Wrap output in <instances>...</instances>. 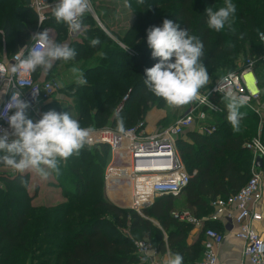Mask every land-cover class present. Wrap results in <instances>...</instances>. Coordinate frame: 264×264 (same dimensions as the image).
<instances>
[{"label": "trees", "instance_id": "1", "mask_svg": "<svg viewBox=\"0 0 264 264\" xmlns=\"http://www.w3.org/2000/svg\"><path fill=\"white\" fill-rule=\"evenodd\" d=\"M30 1L0 0V54L12 57L21 46L29 44L37 31L38 17L30 7ZM129 1L142 9H165L168 17L153 19V26H162L167 18L199 37L204 44L202 60L210 75L209 84L202 92L211 89L226 74L240 70L247 58H259L264 54V44L259 37L264 33V2L232 0L236 11L231 16V27L226 25L217 32L208 28L205 12L210 6L215 9L217 0ZM107 2L100 0L96 6L102 9L98 14L110 28V18L116 8ZM87 22L90 25H86L82 39L70 44L77 52L74 60L80 59L87 64L112 53L123 58V71L115 69L107 73L103 65L93 70H88L90 65L84 67L87 84H74L73 89L77 90L73 99L75 107L66 111L82 127L92 129L106 125L116 129L115 114L119 113L126 129L144 122L153 107H165L166 103L144 84L145 69L158 62L151 57L147 44L137 48V53L110 47L106 43L109 37L92 23L90 13L84 17V23ZM45 25L55 26L57 42L68 38L67 26L57 23L53 13ZM135 26L139 25L135 23ZM93 36L101 38L95 47L90 43L95 38ZM140 41L143 40L134 39L130 46L136 47ZM243 55L241 64L239 60ZM254 74L261 91L260 100L255 105H260L264 103L262 62L257 63ZM41 76V69H37L34 78L43 79ZM100 76L109 77L110 81L100 79ZM90 79L95 81L91 83ZM121 103V111H117ZM220 104L222 110L213 116L214 130L200 133L191 129L185 139L178 141L186 169L190 174L196 172L179 196L185 194L187 208L195 210L194 215L198 218H208L215 200L228 198L248 182L252 174L253 153L247 144L258 136L264 144V116H258L253 108L244 105L240 109L244 117L239 128L234 129L226 118V101L220 99ZM45 108L63 112L59 103H46L42 111ZM108 154V145H85L78 155L61 161L54 184L62 189L68 201L54 208L35 203L37 191L32 193L28 189V173L3 179L5 187L0 186V264H36L41 254H44L41 258H50L45 264H141L135 244L138 240L153 243L161 253H179L183 264H200L204 253V230L193 244H188L194 225L173 216L177 197H158L141 212L119 207L105 197L104 172ZM22 177L24 183H21ZM204 225L205 229L224 230L222 222L206 220ZM122 228H127L128 233Z\"/></svg>", "mask_w": 264, "mask_h": 264}, {"label": "built area", "instance_id": "2", "mask_svg": "<svg viewBox=\"0 0 264 264\" xmlns=\"http://www.w3.org/2000/svg\"><path fill=\"white\" fill-rule=\"evenodd\" d=\"M56 2L57 0L30 1V7L37 14L39 23L33 35L45 29V23L53 13L52 9ZM259 37L264 44V33H260ZM30 44L31 41L28 45ZM9 61H13V56ZM259 61L264 65V54L259 58H247L240 70L225 75L231 74V87L241 97L246 98L245 105L257 113H260V109L254 104L260 100L261 91L254 76V69ZM248 74H254L256 90L248 85L246 79ZM222 78L208 91L200 92L203 100L193 101L167 126L149 131L144 121L126 128V134L118 133L111 126L93 129L92 143L88 146L105 144L109 147V154L111 153L104 172V194L109 201L119 207L141 212L144 206L152 204L158 197L165 195L178 197L183 192L196 172L190 174L186 169L178 141L185 139L187 132L193 129L196 123L199 124L200 133H210L215 129L208 121L213 120L214 114L222 110L220 99H223V96L217 90V85L223 83ZM59 89L56 81L37 80L34 73L26 78H0V91L3 95L0 102V129L11 132L5 115L11 114L10 100L15 91L24 93L23 98L31 104L28 114L36 121L43 114L40 107L50 101ZM33 91H38L35 98L32 96ZM9 139L14 137L10 136ZM247 147L253 153L252 174L237 193L226 199L215 200L212 204L213 212L208 218H198L188 211L172 213L176 219L192 223L204 230V253L200 264H218L217 247L224 242L227 230L233 231L243 242L242 253L245 258L252 264H264V239L253 226L254 222L263 218L256 210V205L262 198L264 168L256 167L255 161L258 156L264 161V144L258 136L248 142ZM206 220L222 222L224 230L211 227L205 229ZM135 244L137 253L143 261L151 260L152 252L157 254V247L149 241L138 240Z\"/></svg>", "mask_w": 264, "mask_h": 264}, {"label": "clouds", "instance_id": "3", "mask_svg": "<svg viewBox=\"0 0 264 264\" xmlns=\"http://www.w3.org/2000/svg\"><path fill=\"white\" fill-rule=\"evenodd\" d=\"M89 9L90 0H57L52 12L57 23H63L69 32L75 33L86 27L84 17ZM235 11L232 0H225L224 5L216 10L212 6L207 7L208 28L217 32L226 25L230 28V17ZM33 40L35 43H32ZM90 43L95 47L100 40L93 38ZM147 46L151 49V57L158 60L145 69L144 84L154 96L171 107L204 99L200 90L209 84L210 75L202 60L204 44L198 36L166 18L162 26L147 29ZM76 56L74 48L67 42H56L45 28L31 37L30 45L21 46L13 54L14 62L7 59L0 62V78H26L37 69L47 73L58 60L67 62ZM71 71L78 86L87 84L79 68L73 67ZM230 76L222 78L223 83L217 85V90L226 101L228 122L238 129L244 117L240 109L247 100L233 90ZM23 95L15 91L10 100L11 114L5 115L11 132L0 129V164L17 173L34 172L47 179L52 173L59 174L61 161L78 155L85 145H91L93 129L82 127L68 111L48 110L34 121L28 115L31 104ZM37 95L38 91L32 92L33 98ZM115 115L116 131L126 134L124 119L119 117V113ZM10 136L14 139L10 140ZM24 182L22 177L21 183ZM169 257L164 264H183L179 253H169Z\"/></svg>", "mask_w": 264, "mask_h": 264}, {"label": "rangeland", "instance_id": "4", "mask_svg": "<svg viewBox=\"0 0 264 264\" xmlns=\"http://www.w3.org/2000/svg\"><path fill=\"white\" fill-rule=\"evenodd\" d=\"M98 1H100V0H90V9H89L88 13H90L93 16L94 22H92V23H95V25L97 27H99L103 31V33H105L109 37V40L106 43H109L110 47H119V48L124 49V50H126L128 48L126 51H128L130 53H137V50H136L137 48H141L145 44H147V29H149L150 27H152L154 25L153 19L159 18L161 20L162 17H165L167 15L165 13V9H163V8L148 7L147 9H142L138 5L132 4V2L129 0H119V2L116 0H114V1L105 0V1H108L107 3H110L111 6H114L116 8L114 16L112 15L113 17L110 18V21H112L111 23L114 24V27L112 29H110V28H107L105 26L104 21L101 19V17L98 14V12H102L101 11L102 9L98 8L96 6V3ZM217 1H218V3H217L214 10L223 6L225 3V0H217ZM248 1H251L252 3H255V2L263 3L264 2V0H248ZM232 3L235 4L234 1H232ZM122 6H123V8H121ZM118 7H120L119 10L117 9ZM118 11H119V14H118ZM166 17H168V16H166ZM169 18H170V15H169ZM231 19L232 18L230 17V20ZM135 23L138 24L139 26L136 27ZM84 24L90 25V22H87ZM51 27L54 29V31H56L54 25H52ZM85 30H86V27L82 28L79 32H75L72 34H71V32L68 31V38L60 41V43L67 42L70 45L71 43H73L75 41L81 40L82 37L84 36ZM55 34L56 33L54 32L53 37L55 36ZM93 37L101 39L100 36H93ZM54 39L57 42V37ZM134 39L143 40V41H140L138 46H136V47L132 46L131 47L130 45L134 41ZM244 57H245L244 55L242 57H240L239 63L242 64ZM103 58H106V60H101ZM92 62L84 64V61L80 60V59L70 60L67 62L62 61V60H58L53 65V67H52L53 72L49 77H47V73L49 71L47 73H44L41 70L43 76L45 75V77H44L45 80L56 81L60 86L59 91L47 103L48 104H50V103H57L58 104L59 103L62 111L74 110L75 103H74L73 99L77 94V92H76L77 90L73 89L74 84H76L75 76L73 75V73L71 71V69L73 67H77L83 72L84 69L87 67V65H90L88 70L90 68L93 70L94 68L96 69L97 67H99V65H103L105 67V70L107 71V73H110V71H115V69L120 71V72L123 71L122 70V68H123L122 63H124V60H123V58H121L120 56H118L116 54H112V53L107 54L106 53V54H104V56H102V58L100 57V59H98L97 62H95V61H92ZM94 73L100 74L99 72H94ZM99 78L100 79H106L107 81H110L109 77L107 78L105 76L104 77L100 76ZM90 81L92 83L95 81V79H90ZM201 90H200V92H202ZM202 93H204V92H202ZM2 98H3V95L1 93L0 102L2 101ZM57 98H59V99H57ZM188 105H184L181 107H171V106H168L166 104L165 107H163L161 109L153 107L152 109H150V111L153 109H159V110L164 111L163 113H165V116L163 117V119L158 120V121H161L158 123V125L161 126L163 124L173 122L174 120H176V118L181 114V112L184 110V108H186ZM122 106L123 105L121 103L120 106L118 107L117 111H121L120 109L122 108ZM261 108H263V107L258 106V109H261ZM48 110H52V109L45 108V109H43V113L48 111ZM145 121H146V119H145ZM214 122H215L214 120L208 121L210 126H213ZM198 125H199L198 123L195 124L193 131H197L199 129ZM106 126H110V125H106ZM110 157H111V153L108 156V161L110 160ZM26 173H28V175H29V182L27 184L28 189L30 191H32V193L37 191V197L35 199L36 204L46 206L49 208H51V207L54 208L57 205L68 201V198L64 196L62 189L54 184L55 173H52L47 179L40 178L34 172H26ZM16 174H17V172H15L13 169H10V168L0 164V186L5 187V183L3 181V179L5 177L12 178ZM184 200H185V194L176 198L175 211H177V212L188 211L191 215H194L195 210L188 209ZM148 206L149 205L144 206L143 208L148 207ZM194 227H196V226H194ZM122 229H123L124 233H128L127 228H122ZM41 255L44 256V254H41ZM48 256H50V255H48ZM41 257L38 258V260H36V264H45L46 262L50 261V258H48V257L47 258L46 257L41 258Z\"/></svg>", "mask_w": 264, "mask_h": 264}, {"label": "crops", "instance_id": "5", "mask_svg": "<svg viewBox=\"0 0 264 264\" xmlns=\"http://www.w3.org/2000/svg\"><path fill=\"white\" fill-rule=\"evenodd\" d=\"M121 8H123V6ZM117 9L119 10L120 7H118ZM118 14H119V11H118ZM109 24L111 25L110 29H112L114 27V24L111 22H109ZM45 28L50 31V34L52 37H53V33L54 32L56 33L55 36L53 37V39L57 37V32L54 31V29L51 26L45 25ZM71 34H72V32H71ZM10 58H11V56L7 55L6 53L0 54V60H2V61H4L5 59H7L9 61ZM52 72H53V68L51 70H49V72L47 73V76L48 75L50 76L52 74ZM253 75H252V77H253ZM44 77H45V75L41 76V78H43V79H38V80H44L45 79ZM255 79H256V76H255ZM253 90H256V89H253ZM42 106L40 107V110L43 113ZM255 106L263 107L260 109V113L256 112L260 117H263L264 116V103L260 104V105H255ZM163 112H164L163 110H159V109H153V110L149 111V113L146 116V121H145L147 124V129L149 131H153L154 129L161 127L158 125V123L161 121H158V120L163 119V117L165 116V113H163ZM28 115L30 117V114H28ZM30 118H32V117H30ZM263 163H264V161H263ZM262 190H263L262 191V198L257 203L256 210L262 214L263 218L261 221L254 222L253 226H254L255 230L264 239V182H263ZM201 232H202L201 228L194 227L193 230L191 231V233L189 234L188 239H187L188 244L189 245L193 244L198 239V237L201 235ZM225 235H226V238H225L224 242L221 245H219V247H217L218 264H252L247 258H245L243 256V253H242L243 242L235 236L234 232L227 230ZM151 255H152L151 260H147V261L140 260V263L141 264H164V261L166 259L170 258L168 252L167 253H161V252L157 251V254H154L152 252Z\"/></svg>", "mask_w": 264, "mask_h": 264}, {"label": "bare ground", "instance_id": "6", "mask_svg": "<svg viewBox=\"0 0 264 264\" xmlns=\"http://www.w3.org/2000/svg\"><path fill=\"white\" fill-rule=\"evenodd\" d=\"M246 79L248 81V85L250 86V88L252 89H256L255 85H254V78L252 77L251 74L246 75Z\"/></svg>", "mask_w": 264, "mask_h": 264}, {"label": "water", "instance_id": "7", "mask_svg": "<svg viewBox=\"0 0 264 264\" xmlns=\"http://www.w3.org/2000/svg\"><path fill=\"white\" fill-rule=\"evenodd\" d=\"M255 166L258 168H263V158L261 156L256 158Z\"/></svg>", "mask_w": 264, "mask_h": 264}]
</instances>
